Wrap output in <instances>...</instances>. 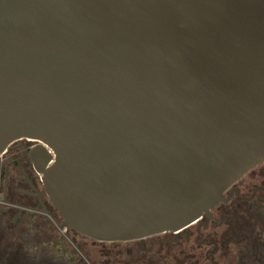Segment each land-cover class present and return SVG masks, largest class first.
Here are the masks:
<instances>
[{
	"label": "water",
	"instance_id": "water-1",
	"mask_svg": "<svg viewBox=\"0 0 264 264\" xmlns=\"http://www.w3.org/2000/svg\"><path fill=\"white\" fill-rule=\"evenodd\" d=\"M98 241L179 232L264 162V0H0V155Z\"/></svg>",
	"mask_w": 264,
	"mask_h": 264
},
{
	"label": "flooded vegetation",
	"instance_id": "flooded-vegetation-1",
	"mask_svg": "<svg viewBox=\"0 0 264 264\" xmlns=\"http://www.w3.org/2000/svg\"><path fill=\"white\" fill-rule=\"evenodd\" d=\"M44 150L21 138L0 155V264L264 263V171H249L185 230L98 241L65 225L49 199L35 167Z\"/></svg>",
	"mask_w": 264,
	"mask_h": 264
},
{
	"label": "rangeland",
	"instance_id": "rangeland-1",
	"mask_svg": "<svg viewBox=\"0 0 264 264\" xmlns=\"http://www.w3.org/2000/svg\"><path fill=\"white\" fill-rule=\"evenodd\" d=\"M262 171H264V162L262 164L258 165L257 167H255L253 169L252 173L256 172V174H258V173H260ZM263 179H264V177H263Z\"/></svg>",
	"mask_w": 264,
	"mask_h": 264
},
{
	"label": "trees",
	"instance_id": "trees-1",
	"mask_svg": "<svg viewBox=\"0 0 264 264\" xmlns=\"http://www.w3.org/2000/svg\"><path fill=\"white\" fill-rule=\"evenodd\" d=\"M264 264V263H263Z\"/></svg>",
	"mask_w": 264,
	"mask_h": 264
}]
</instances>
